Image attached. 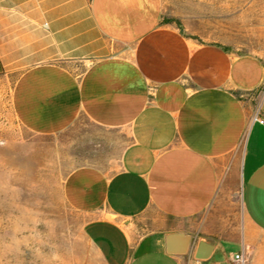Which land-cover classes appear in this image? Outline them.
Returning a JSON list of instances; mask_svg holds the SVG:
<instances>
[{"label":"crops","instance_id":"crops-1","mask_svg":"<svg viewBox=\"0 0 264 264\" xmlns=\"http://www.w3.org/2000/svg\"><path fill=\"white\" fill-rule=\"evenodd\" d=\"M163 14L162 0H0V76L22 71L13 111L35 134L84 118L122 145L113 167L63 184L106 264H264V60ZM173 234L187 253L168 251Z\"/></svg>","mask_w":264,"mask_h":264},{"label":"rangeland","instance_id":"rangeland-1","mask_svg":"<svg viewBox=\"0 0 264 264\" xmlns=\"http://www.w3.org/2000/svg\"><path fill=\"white\" fill-rule=\"evenodd\" d=\"M163 23H180L199 43L264 60V0H162ZM22 71L0 76V264H106L86 235L88 218L63 194L66 177L82 166L108 169L121 144L84 118L53 135L29 131L12 107ZM230 217L244 222L238 183Z\"/></svg>","mask_w":264,"mask_h":264},{"label":"water","instance_id":"water-1","mask_svg":"<svg viewBox=\"0 0 264 264\" xmlns=\"http://www.w3.org/2000/svg\"><path fill=\"white\" fill-rule=\"evenodd\" d=\"M177 239H180V249L176 252L182 253V254L187 253L189 246H190L191 237L188 235H181V234L180 235L173 234V235L169 236V238L167 240L168 251L174 252L172 250V246L174 245V242L177 241ZM210 249H211V245H208V244L202 242L200 245V249H199V252L197 254V257L198 258L207 257V254H208Z\"/></svg>","mask_w":264,"mask_h":264},{"label":"built area","instance_id":"built-area-1","mask_svg":"<svg viewBox=\"0 0 264 264\" xmlns=\"http://www.w3.org/2000/svg\"><path fill=\"white\" fill-rule=\"evenodd\" d=\"M233 261L236 263V264H244L243 260L241 259V256L239 254L235 255L234 258H233Z\"/></svg>","mask_w":264,"mask_h":264},{"label":"trees","instance_id":"trees-1","mask_svg":"<svg viewBox=\"0 0 264 264\" xmlns=\"http://www.w3.org/2000/svg\"><path fill=\"white\" fill-rule=\"evenodd\" d=\"M177 24H178V27H179L180 29H182V27H181L180 23H177Z\"/></svg>","mask_w":264,"mask_h":264}]
</instances>
